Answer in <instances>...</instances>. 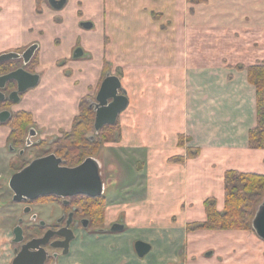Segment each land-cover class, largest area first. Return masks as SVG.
Instances as JSON below:
<instances>
[{"label":"crops","instance_id":"0c3cea01","mask_svg":"<svg viewBox=\"0 0 264 264\" xmlns=\"http://www.w3.org/2000/svg\"><path fill=\"white\" fill-rule=\"evenodd\" d=\"M41 8L38 0H0V54L38 45L40 82L12 111L31 113L41 139L71 131L106 60L123 68L129 97L120 138L102 146L114 186L109 206L128 231H80L62 263L264 264V241L253 231L188 229L207 219L206 200L224 210L227 171L264 175V148L250 145L258 109L249 78L250 67L264 64V0H68L62 10L47 1ZM9 133L0 123V167H8ZM10 239L0 228L1 263ZM138 240L152 245L145 257L133 247Z\"/></svg>","mask_w":264,"mask_h":264},{"label":"water","instance_id":"95a60500","mask_svg":"<svg viewBox=\"0 0 264 264\" xmlns=\"http://www.w3.org/2000/svg\"><path fill=\"white\" fill-rule=\"evenodd\" d=\"M50 5L56 10H62L68 0H48ZM86 29L93 28V23L85 21L81 23ZM37 44L31 45L23 53L6 52L0 55V63L13 59H23L24 64L31 61ZM84 55V50L77 47L74 57L80 58ZM40 81V74L32 73L19 67L6 74H0V104L8 98L17 103L21 99V94L29 89L35 88ZM15 84L16 89L7 94L3 91L9 84ZM11 86V85H10ZM129 97L123 87L121 77L117 74L108 73L102 81L96 100L91 104L96 112L95 129L99 132L106 125H114L120 115L128 108ZM11 117L10 110L0 112V121L7 122ZM101 161L94 157H88L76 166H68L63 159L56 154H50L34 159L29 165L16 172L10 181V186L15 192V201L35 200L41 196L55 195L63 198L85 195L89 197H101L105 194L106 183L102 175ZM252 226L257 234L264 241V199L257 206ZM70 235L65 236V240L60 247L69 248L70 242L75 238L72 230ZM16 241H21L22 230L15 232ZM49 234L43 238L33 239L26 243L23 250L14 259L12 264H44L46 260V250L40 246L46 244ZM136 252L139 257H145L151 250L152 245L143 240L136 241ZM34 248L38 251L30 252ZM67 252V251H65ZM212 253H208L211 255Z\"/></svg>","mask_w":264,"mask_h":264},{"label":"flooded vegetation","instance_id":"af4514ba","mask_svg":"<svg viewBox=\"0 0 264 264\" xmlns=\"http://www.w3.org/2000/svg\"><path fill=\"white\" fill-rule=\"evenodd\" d=\"M47 2L49 3L48 0ZM30 46L26 47L25 49L14 50V52L23 53ZM35 62L36 55L34 54L31 61L27 64H24L23 59H13L0 63V74H6L19 67H25L26 70L36 73L34 70ZM16 88V85L12 83L7 85V88L3 91L8 96L10 92ZM28 91L21 94V99ZM97 93L98 91L94 95V99L91 101V104L96 100ZM14 104L16 103L10 101L8 98L5 102L0 104V112L3 110H10L11 112V117L7 122L3 123L0 121V123L3 125L10 127V133L7 138L6 147L9 157L8 167L6 168L4 165H1L0 167V179L5 174H8V179L7 185L0 182V191H2L3 188L4 191L6 189L10 190L12 195L9 196V201L12 202L13 206L20 205L22 207L16 212L9 211L5 207L9 204L8 198H2V201H5V204L0 205V228L8 229L11 239L9 241L10 258L7 262H0V264H12L14 259L23 250V247L26 243H29L33 239L43 238L46 236V234H49L50 237L48 236L49 238L47 239L46 244L40 246L41 248H44L47 253L44 264H63V259L72 255V246L77 242V240L81 239L82 236L79 235L80 231L85 232L88 235H97L100 237H117L126 234L128 227L125 220L121 217L113 221H107L105 214H102L101 212V201L96 200L98 197L93 198L85 195H79L63 198L55 195H48L41 196L35 200L27 199L15 201V192L10 186L12 176L16 172L29 165L34 159L55 154L50 152V150L51 145L57 139V137L49 139L39 138L37 136L38 132L36 130L35 121L33 120L34 123L28 127L26 136L23 138L22 146H16L13 144V142L10 143L9 137L12 130L14 129L10 122L14 118V114L17 113L12 111ZM42 149L43 151H41ZM38 152L40 154H38ZM2 193H0V196ZM96 202L97 205L95 204ZM17 213L19 214L17 215ZM8 219L10 220L8 221ZM17 230H22L23 239L21 241H16L17 238L15 232ZM70 230L74 232L75 238L70 242L68 249H66L64 246L60 247L62 242L65 240L64 235L71 234ZM62 233L65 234L62 235ZM135 244L136 241L133 243V247L136 250ZM29 251L35 252L38 250L31 248Z\"/></svg>","mask_w":264,"mask_h":264},{"label":"trees","instance_id":"16d2710c","mask_svg":"<svg viewBox=\"0 0 264 264\" xmlns=\"http://www.w3.org/2000/svg\"><path fill=\"white\" fill-rule=\"evenodd\" d=\"M38 0V12L42 11ZM192 3H202L207 0H189ZM107 75L104 71L102 81ZM121 77V75L119 74ZM249 78L257 89L258 125L250 132V145L264 148V64L249 68ZM102 83V82H101ZM101 85V84H100ZM100 88V86H99ZM98 91V90H97ZM93 97H84L80 102V113L75 118L71 131L63 133L51 145L50 152L62 158L68 166H76L86 158L99 155L101 147L108 142L117 141L121 135L119 120L114 125H106L99 132L95 129L96 112L91 107ZM34 123L33 116L27 111L14 114L10 122L13 130L9 142L22 146L27 129ZM182 142V141H181ZM191 156L197 153H190ZM225 208H217L216 199L205 202L207 219L194 223L188 229L207 230H250L254 231L252 220L257 206L264 199V175L227 171L225 175ZM101 201V212L105 214V196L98 197ZM97 205V202L95 203Z\"/></svg>","mask_w":264,"mask_h":264},{"label":"rangeland","instance_id":"374dc122","mask_svg":"<svg viewBox=\"0 0 264 264\" xmlns=\"http://www.w3.org/2000/svg\"><path fill=\"white\" fill-rule=\"evenodd\" d=\"M47 1V0H46ZM121 1H123L124 3H132V2H134V0H121ZM42 2H44V1H42ZM42 9V8H41ZM42 12V11H41ZM40 12V13H41ZM161 16V14L160 13H158V12H152V14H151V17L156 21V22H158L159 20H160V17ZM163 27V26H162ZM164 27H165V25H164ZM106 43L107 42H109V37L107 36L106 37ZM105 69H107V74L108 73H111L113 70H116V73H117V75H121V77L123 76V68H121L120 67V69L119 68H116V69H114V65H113V63L112 62H110V61H105V63H104V71H105ZM118 120H119V118H118ZM120 122V121H119ZM101 150H102V147H101ZM101 150H100V153H99V155H97L96 156V158H98L99 160L101 159L102 161H103V159H104V161L106 160L105 159V157L106 156H104V153H106V151L105 150H102V152H101ZM41 151H43V149L41 150ZM108 153H109V151H108ZM38 154H40L39 152H38ZM107 161V160H106ZM105 161V164H104V166H102V168H101V170H102V175H103V177H104V181H105V183H106V192H105V194H104V196H105V206H106V208H105V216H107V214H109V221H112V220H114V219H116V217H115V215L113 214V212L111 211V208H110V193H111V191H112V189H114V186L113 185H111V181H110V175H111V170H109V164L107 163ZM102 164V163H101ZM103 171H104V173H103ZM7 179H8V174H5L1 179H0V182L1 183H5V185H7ZM3 192V193H2ZM0 193H2V195L0 196L1 198H0V205H2V204H5V201H2V198H8V202H9V204L7 205V206H5L6 207V209H8L9 211H14V212H16V211H18V209L20 210L21 209V207L22 206H20V205H12V202L11 201H9V199H10V197L9 196H11L12 195V192L10 191V190H5L4 191V188H3V190L2 191H0ZM123 196H125V194H123ZM122 196V197H123ZM127 200H128V198H126ZM4 207V208H5ZM19 213H17V215H18ZM113 214V215H112ZM119 218V217H118ZM10 219H8V221H9ZM13 220V219H12ZM106 220H107V218H106ZM250 231V230H249Z\"/></svg>","mask_w":264,"mask_h":264}]
</instances>
